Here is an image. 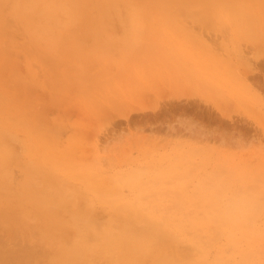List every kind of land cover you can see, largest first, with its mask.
I'll list each match as a JSON object with an SVG mask.
<instances>
[{"label": "rangeland", "instance_id": "374dc122", "mask_svg": "<svg viewBox=\"0 0 264 264\" xmlns=\"http://www.w3.org/2000/svg\"><path fill=\"white\" fill-rule=\"evenodd\" d=\"M103 1H112L114 10L83 12L82 17L73 20L61 15V21L71 19L72 25L68 21L65 27L57 28L58 32L56 28L40 26L29 31L8 12V3L0 11V99L9 115L22 119L21 123H14L8 118L2 130L13 137L8 144L16 161L23 163L29 159L24 152L27 138L36 131L35 136L43 133L47 140L43 153L32 149L31 152L42 156L49 152L61 168H54L49 174L56 180L67 179L62 168L76 174L87 171L91 181L117 188L121 200L136 202L135 191L120 184L118 177L137 167L151 163L164 167L171 159L180 158L190 169L179 172L185 178L182 186L185 193L191 194L201 183H211L220 175L223 180L213 185L224 191L219 200L223 206L237 189L249 193L259 187L262 201L264 0ZM131 14H136L135 24L138 21L141 24L136 26L138 29L130 24L134 23ZM34 22H40L39 17L35 16ZM136 33L138 38L134 36ZM39 36L43 39L39 40ZM46 45L68 47L72 57L93 53L98 59L88 65L89 73L84 77L80 74L83 65L74 63L80 60L72 62L70 57L62 56L59 61L53 60L52 50ZM100 55L110 56L105 57L109 61L114 58L117 64L107 76L99 73L104 69V61L108 63ZM121 62L129 67L124 68ZM92 75H99L104 81L114 78L115 82L112 87L89 93L80 83L91 80ZM129 80L132 82H126ZM169 80L176 82L172 85ZM186 117L206 128L227 125L232 132L230 136L252 142L245 141L244 147L242 143L226 144L215 134L195 140L196 135L189 134L191 129L181 120ZM171 124L173 129L168 127ZM60 154L65 158H58ZM7 177L10 187L15 188L23 182L24 173L18 164H12ZM180 183L175 177L159 184L170 190ZM69 184L79 193L75 203L93 201L101 221L110 215L107 205L98 203L94 193L84 191V182L72 178ZM51 191L49 188L48 192ZM202 195L205 200L209 198ZM2 216L0 212V238L7 236L8 229L18 230L17 224L5 225ZM241 225H251L254 233L251 237L256 241L257 232L264 229V207L252 223L244 220ZM33 237L38 240L37 230ZM213 242L210 258L222 251L238 261L239 253L233 251L226 237ZM262 242L264 239L259 238L257 243L263 246ZM176 247L193 256L197 253L188 242ZM93 264H107V260L97 257Z\"/></svg>", "mask_w": 264, "mask_h": 264}, {"label": "bare ground", "instance_id": "6f19581e", "mask_svg": "<svg viewBox=\"0 0 264 264\" xmlns=\"http://www.w3.org/2000/svg\"><path fill=\"white\" fill-rule=\"evenodd\" d=\"M7 3L9 4L8 12L22 22L29 31L34 26H40L56 28L55 30L58 32L57 28L65 27L69 21L67 19V21H61L59 19L61 15L70 16L69 18L72 19L76 16L80 17L82 15L80 13L83 12L112 11L115 8L112 1L103 0H0V11L4 10ZM133 12L135 13L134 10ZM131 15L134 21L133 15L136 14ZM35 16L39 17L40 22H34ZM137 23L130 22L135 28L141 25L139 21ZM44 33L47 32L44 30ZM52 33L51 37L54 36ZM136 35L134 36L138 38V33ZM38 39L42 40L43 36H39ZM45 47L52 50L51 58L53 60L59 61L60 56L70 57L72 62L74 59L80 60L74 63L77 66L83 65L80 74L84 77L89 73L88 65L98 59V56L93 53L72 57L68 47H57L56 45H46ZM100 57L106 60L105 57L110 56L100 55ZM147 58L149 57L147 56ZM147 58L145 57V59ZM113 60H106L108 63L104 61V66L101 65L104 69L99 73L111 74L110 69L117 65ZM142 64L152 65L144 62ZM122 65L124 68L129 67L127 64ZM99 75L97 77L92 75V79L90 78L89 81H81L80 86L89 93L113 86L114 78L104 81ZM169 81L171 84L176 82ZM126 82H132V80ZM177 93L176 98L178 99L179 91ZM114 94L119 97L117 93L114 92ZM188 96L185 98L189 100ZM87 97L91 99V97ZM173 97L175 96L173 95ZM94 100H97L96 95ZM171 100H173L172 97ZM2 103L0 99V212L3 214L2 220L7 223L5 225L17 224L18 230L14 232L8 229L7 236L0 238V264H48L49 262L50 264H93V259L97 257L106 259L107 264H248L252 262L264 264L262 262L264 245L261 246L257 243L259 238L264 239V229H259L255 241L254 237H251L254 233L250 226L253 224L249 227L241 225L244 220L252 223L253 218L264 207V199L262 201L260 199V196L263 195L261 188H252L253 191L249 193L237 189V193L232 195L227 202L225 201L223 206L219 200L224 191L213 185V183L217 184V181L223 180L219 175L220 178H213L211 183L206 184V182V185L201 183L191 194H187L182 187L185 178L183 179L184 176L179 172L190 169L180 158L171 159L169 161L171 163L164 167H157L155 163H151L120 175L118 182L135 191L136 202L127 199L121 200L117 188L106 187L102 181H91L87 171L76 174L69 168H62L67 179L56 180L49 174L54 171V168L60 170L61 168L57 163H54L49 152H47V156L45 155L46 157L37 152L33 153L36 150L43 153L44 140H47L43 133H41L42 136H35L36 131L29 133L28 146L24 151L29 159L23 163L16 161L14 152L9 145L12 143L13 137L2 128L5 127V121L8 118L12 119L14 123H21L22 119L18 115H9V112L3 109ZM180 118V116L176 117V120ZM181 120L191 129L189 134L196 135L193 138L195 140H198L200 136L204 138V136L215 134L221 142H227L226 144L228 142L238 145L242 143L243 145H241L244 147L245 141L248 142L247 144L252 142L251 140L249 142V139L243 140L244 138L239 137L237 140L230 136L232 132L227 130L229 129L226 127L227 125L206 128L191 117ZM168 127L173 129V125ZM171 131L173 132V130ZM229 133L231 134L229 135ZM213 140L212 138L211 141ZM199 142H201L200 139ZM57 157L65 158L62 154ZM46 160L49 164L44 162ZM12 164H18L24 173L23 182L15 188L10 187L7 177ZM158 169L162 171L155 172ZM175 177L182 182L175 185L176 189L161 188L159 183L164 179ZM72 178L84 182V191L94 193L98 203L109 207L111 213L108 217L100 220L101 217L96 212L93 201L83 200L81 205L74 202L75 196L78 197L79 193L69 187V181ZM49 188H51V192H48ZM202 193L208 195L209 198L205 200L204 196H201ZM166 196L169 198L168 200H165ZM170 196H172V200ZM34 230L39 233L38 240L33 237ZM219 237H226L232 244L233 251L239 253L238 261H233L222 251L216 253L213 259L209 257V249L212 247L213 241ZM183 242H188L196 248L195 256L179 251L176 246ZM262 243L264 244V242Z\"/></svg>", "mask_w": 264, "mask_h": 264}]
</instances>
